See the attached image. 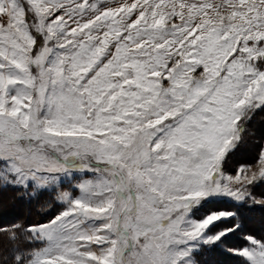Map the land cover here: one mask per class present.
I'll return each instance as SVG.
<instances>
[{"label":"snow or ice","instance_id":"1","mask_svg":"<svg viewBox=\"0 0 264 264\" xmlns=\"http://www.w3.org/2000/svg\"><path fill=\"white\" fill-rule=\"evenodd\" d=\"M258 112L264 0H0V191L59 208L0 264H201L241 230L207 204L264 205V148L226 171Z\"/></svg>","mask_w":264,"mask_h":264},{"label":"rangeland","instance_id":"2","mask_svg":"<svg viewBox=\"0 0 264 264\" xmlns=\"http://www.w3.org/2000/svg\"><path fill=\"white\" fill-rule=\"evenodd\" d=\"M248 134L244 142L231 155L226 166L228 174H235L240 165L257 164L259 153L264 148V112H258L248 126ZM256 199H264V183H258L253 189ZM20 194L15 190L0 191V228H7L13 224L31 225L44 223L59 210L56 203L52 207H46L45 201H52L53 197L44 194L39 199L25 196L31 202L27 207L21 205L17 198ZM34 200V202H33ZM232 210L237 212V219L241 224V230L230 234L225 243L211 251L205 252L199 257L201 264H242V258L227 251L229 248H241L246 245L244 236L252 235L264 239V205L248 204L238 205L229 198L214 200L207 204L202 211ZM235 256V257H234ZM238 257V258H237ZM236 259H238L236 261Z\"/></svg>","mask_w":264,"mask_h":264},{"label":"trees","instance_id":"3","mask_svg":"<svg viewBox=\"0 0 264 264\" xmlns=\"http://www.w3.org/2000/svg\"><path fill=\"white\" fill-rule=\"evenodd\" d=\"M5 191H11V189H8V190H5ZM18 199V201H19V203L21 204V205H23V206H25V207H27V204H29L30 205V200L28 199V198H26L25 196H20V198H17ZM33 202H34V200H33ZM235 257V256H234ZM238 258V257H237ZM238 259H236V261H237Z\"/></svg>","mask_w":264,"mask_h":264}]
</instances>
